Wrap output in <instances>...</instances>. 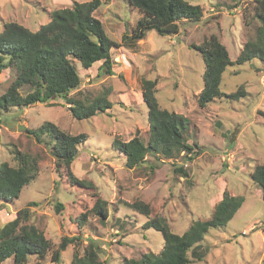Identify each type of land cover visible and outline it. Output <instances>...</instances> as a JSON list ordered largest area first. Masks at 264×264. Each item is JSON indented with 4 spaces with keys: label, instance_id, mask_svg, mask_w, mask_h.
<instances>
[{
    "label": "rangeland",
    "instance_id": "1",
    "mask_svg": "<svg viewBox=\"0 0 264 264\" xmlns=\"http://www.w3.org/2000/svg\"><path fill=\"white\" fill-rule=\"evenodd\" d=\"M75 1L89 0H0V31L10 21L37 30L49 21L52 10L71 7ZM188 1L201 5L200 20L180 21L177 33L161 35L150 30L143 39L113 47V74L98 75L102 61L89 69L77 61L82 84L74 96L92 98L106 91L111 108L89 119L75 118L61 98L1 109L0 163L18 165L15 151L29 152L39 158L40 171L19 198L0 200V226L14 219L18 209L29 206L31 215L24 223L36 225L52 242L45 259L48 264H71L75 252L84 254L89 238L101 247L100 259L105 264H124V257H140L149 251L158 254L164 246L162 233L145 228L147 216L128 203H148L151 218L164 217L174 232L183 234L194 221L211 217L225 191L245 200L226 226L210 229L199 243L202 259L189 251L190 264H264V198L252 176L255 167L264 163V61L229 65L223 74V92L243 86L247 96L240 100L222 96L202 106L198 97L204 86L205 63L196 48L215 34L235 60L244 43L256 38L262 22L254 15V0ZM102 2L95 15L107 34L116 41H121L125 31L132 34L139 10L127 0ZM14 77L11 69L0 74V96ZM144 78L158 81L156 95L162 107L188 118V141L195 143L192 151H181L174 158L148 152L145 162L129 168L126 154L114 146V140L126 142L138 135L148 144ZM45 121L67 133L87 134L70 168L92 186L73 184L67 167L57 166L50 148L25 130ZM98 197L108 201L105 221L93 211ZM58 202L63 209L56 208ZM84 212L89 213L88 219L79 227ZM78 234L80 244L70 243L61 261H53L52 250L63 236ZM1 264H14L13 258Z\"/></svg>",
    "mask_w": 264,
    "mask_h": 264
},
{
    "label": "trees",
    "instance_id": "2",
    "mask_svg": "<svg viewBox=\"0 0 264 264\" xmlns=\"http://www.w3.org/2000/svg\"><path fill=\"white\" fill-rule=\"evenodd\" d=\"M139 10L141 16L133 25V32L125 31L121 41L110 37L102 20L95 11L102 0L75 1L71 7H62L50 12V19L37 30H32L16 21L4 24L0 31V74L11 69L15 72L8 90L0 96V116L2 110L13 107H30L37 102H51L61 98L71 114L77 119H89L100 111L112 107L108 92L101 95L78 98L73 94L80 91L82 84L77 64L91 68L102 61L98 75L113 74L111 49L126 45L129 40H140L148 31L156 30L161 35L177 33L180 21H198L203 16L199 4L188 0H127ZM254 15L262 24L255 39H248L242 46L237 58L232 60L226 45L213 34L196 46L204 63V86L198 102L202 106L216 98L228 96L240 100L248 91L239 87L226 94L222 90L223 74L229 65H240L253 59L264 61V0H254ZM194 47V46H193ZM78 61V62H77ZM157 80H142L143 99L149 108L150 137L148 144L138 135L129 141L114 140V146L127 156L126 165L134 168L146 161L148 152H161L167 158L176 153L194 148L188 141V118L161 106L157 98ZM2 109V110H1ZM37 141L43 142L55 156L57 166L67 167L71 181L83 186H92L79 179L70 166L79 154L78 144L87 139V134H71L63 131L52 121H45L38 128H25ZM48 138H44L45 135ZM231 147V146H230ZM186 157L188 153L185 154ZM18 165L4 161L0 163V200L5 202L19 198L23 188L34 181L40 171L39 158L29 152L15 151ZM192 159V156H189ZM183 171V168H180ZM254 181L262 188L264 198V163L252 172ZM244 196L231 195L225 191L223 198L216 204L213 214L205 220H196L183 233L172 230L166 218L151 216V207L144 201L128 203L133 210L146 215L145 228H155L164 238L160 253L145 252L140 257H124V264H190L191 254L202 259L199 243L212 228L226 226L242 206ZM29 205H32L30 203ZM108 201L98 197L93 211L101 221L109 216ZM58 210L63 204L58 202ZM87 212L81 214L78 226L88 219ZM31 215L29 206L18 209V215L0 226V264L12 257L14 264H48L45 259L52 248L43 230L34 224L24 223ZM82 237L65 235L59 246L52 250L53 261H61V253L70 243L80 244ZM101 247L96 240L89 238L84 254L75 252L71 264H105L100 259ZM36 259L31 262V257Z\"/></svg>",
    "mask_w": 264,
    "mask_h": 264
},
{
    "label": "clouds",
    "instance_id": "3",
    "mask_svg": "<svg viewBox=\"0 0 264 264\" xmlns=\"http://www.w3.org/2000/svg\"><path fill=\"white\" fill-rule=\"evenodd\" d=\"M50 16V15H49ZM50 18V17H49ZM47 23V22H46Z\"/></svg>",
    "mask_w": 264,
    "mask_h": 264
}]
</instances>
